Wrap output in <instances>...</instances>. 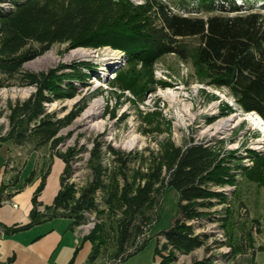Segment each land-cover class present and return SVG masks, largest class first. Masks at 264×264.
Here are the masks:
<instances>
[{"label":"trees","instance_id":"1","mask_svg":"<svg viewBox=\"0 0 264 264\" xmlns=\"http://www.w3.org/2000/svg\"><path fill=\"white\" fill-rule=\"evenodd\" d=\"M228 1L232 2L231 11L242 10L235 0H180L186 9L192 3L198 11L208 13L189 15L171 10L170 4L162 0H146V4L156 6L152 16L131 3L114 0H0V87L6 85L4 79L16 74L37 87L24 101L10 104V128L0 142L22 144L34 134L37 145L55 147L64 139L59 130L79 111L56 118L46 110L45 102L69 92L60 86L54 70L36 74L22 71V67L26 60L53 44L65 42L72 47L111 44L125 50L129 62L139 58L152 61L170 52L184 60L192 58L212 83L227 86L246 110L257 111L264 117V13L248 5L247 11L229 14L225 5ZM4 2L10 6L1 4ZM191 37L198 41L188 42ZM33 43L38 44L36 48ZM121 73L116 71L119 77L114 79V87L138 94L142 87L132 84V77L124 78ZM103 142L95 140L87 161L90 179L79 190L74 183H65L72 150L59 154L66 165L53 203L44 205V211L38 210L43 205L38 197L49 168L34 192L30 222L5 230L15 232L56 216L72 218V224L78 225L87 219L85 212H99L105 214L104 220L85 236L92 243L89 262L97 256L107 222L114 223L117 233V258L128 242L136 243L148 226L157 223L160 196L166 187H174L179 193L178 213L172 224L159 232L165 240L160 248L157 239L155 254H161L162 263L168 264L177 260V253H190L204 245L207 235L195 233L194 221L208 215L205 208L212 206L215 199L225 202L224 192L214 187L237 180L230 164L234 151H222L194 140L179 146L168 139L157 152H152L147 165L140 162L137 166V151L120 150L111 143L103 150ZM105 154L111 158H105ZM4 188L5 185L0 192V205L9 196ZM150 238H145L119 262L144 249ZM165 249L167 254L163 253ZM191 264L215 262L207 256Z\"/></svg>","mask_w":264,"mask_h":264},{"label":"rangeland","instance_id":"2","mask_svg":"<svg viewBox=\"0 0 264 264\" xmlns=\"http://www.w3.org/2000/svg\"><path fill=\"white\" fill-rule=\"evenodd\" d=\"M120 1L131 3L152 16L156 11V6L146 4V0H114L116 3ZM162 1L170 4L175 12L208 15L207 12L198 11L192 3L186 9L180 5V0ZM235 2L242 5V10L231 11L232 2L228 1L225 5L229 14L247 11L248 5H254L252 10L264 13V0ZM187 41L196 43L198 39L191 37ZM31 45L36 48L38 44ZM79 49L88 51V54L79 55ZM49 51H53L56 59L28 65ZM129 60L130 56L125 50L111 44L72 47L66 42L55 43L43 53L26 60L22 71L41 74L54 70L60 86L69 92L64 96H53L45 102L48 112L56 118L71 111L79 112L59 130V135L64 139L55 147L50 144L37 145L34 134H30L22 144L5 140L9 159L19 162V166L11 169L19 172L25 161L36 159L38 170L32 172V177L37 172L40 184L49 168L51 173L54 157H60L59 154L68 153L71 149L70 170L65 183H74L79 190L90 179L87 161L97 138L104 141L103 150L106 144L111 143L120 150L137 151V166L140 162L147 165L152 152H157L168 139L179 146L194 140L211 144L222 151H234L235 157L230 158V164L237 180L234 184L214 187L224 192L225 202L218 203V199H215L212 206L205 208L208 215L201 221H194L195 233L207 235L204 245L190 253H177V260L168 264H191L195 259L207 256H212L215 264H264V141L259 140L264 132L250 118L241 119L258 115L264 122V117L257 111L246 110L227 86L212 83L192 58L184 60L170 52L152 61L141 58L132 62ZM118 70L124 73V78L132 77V84L142 87L138 94L130 89L114 87V79L119 77L116 75ZM4 80L6 85L0 87L2 138L6 137L10 128V104L24 101L37 89L35 84L25 82L20 74ZM97 96L103 98V103L102 112L96 119L103 120V123L94 127H90L94 120L79 123L77 119ZM229 115H233L235 121L240 119L239 122L224 131H215L211 127L214 122ZM133 138L137 141L129 144ZM258 144H262V147L258 148ZM105 158L111 157L107 154ZM160 198L157 223L148 226L146 233L137 238L136 243L128 242L125 251L117 258L114 257L117 233L113 228L114 223L107 222L104 238L97 246V256L90 264H117L122 256L148 237H151L149 246H154L158 239L162 248L165 239L159 232L169 227L177 216L179 193L174 187H166ZM98 199L102 200L101 191ZM44 205L48 204L39 205L38 210L44 211ZM101 207L105 208L104 205ZM85 214L87 219L76 226L83 228L86 236L104 220L105 214ZM167 252V249L163 250L164 254ZM155 264H163L161 254L156 255Z\"/></svg>","mask_w":264,"mask_h":264},{"label":"crops","instance_id":"3","mask_svg":"<svg viewBox=\"0 0 264 264\" xmlns=\"http://www.w3.org/2000/svg\"><path fill=\"white\" fill-rule=\"evenodd\" d=\"M4 142H0V192L5 185L4 193L9 196L0 205V264H90L92 243L85 239L83 228L72 224V218L56 216L15 232L5 230L30 222L32 198L40 180L36 172L30 182L26 181L30 173L38 170L36 159L25 161L19 172L11 169L19 162L9 159ZM64 166L62 158L54 157L52 171L39 195L44 204L53 203ZM150 243L151 240L143 250L117 264H155L156 242L154 246Z\"/></svg>","mask_w":264,"mask_h":264},{"label":"bare ground","instance_id":"4","mask_svg":"<svg viewBox=\"0 0 264 264\" xmlns=\"http://www.w3.org/2000/svg\"><path fill=\"white\" fill-rule=\"evenodd\" d=\"M4 4L6 6H10L9 2H4L1 3ZM79 55H86L88 54V51H84V50H78L77 51ZM52 59H56V56L54 55L53 51H49L46 54L42 55L41 57H38L37 59H35L32 62H29L28 65L31 64H37L38 62H49ZM39 64V63H38ZM39 68V67H38ZM103 103V98L102 97H95L90 104L86 107V109L84 110L81 118H78L77 121L79 123L82 122H91L94 120V122L90 125V127H94L95 125H100L103 123V120H99L98 118L96 119V116H98L101 112V106ZM245 118H250L251 122L253 124H255L256 126H258L260 128V130H263L264 132V122L263 120L258 116H252V117H242L241 119H245ZM240 120V119H239ZM239 120L235 121V118L233 117V115H229L226 116L224 118H221L219 120H217L216 122H214V124H212V128L215 131H224L226 129H228L230 126H233L235 123L239 122ZM259 140H263L264 141V135L261 139ZM137 141L136 138H133L132 140L129 141V144H134ZM258 148L262 147V144H258L257 145Z\"/></svg>","mask_w":264,"mask_h":264}]
</instances>
